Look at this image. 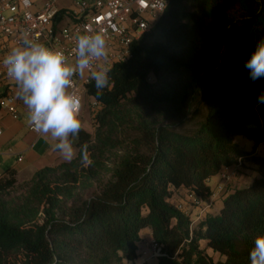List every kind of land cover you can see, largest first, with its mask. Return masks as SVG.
Here are the masks:
<instances>
[{"label":"trees","instance_id":"trees-1","mask_svg":"<svg viewBox=\"0 0 264 264\" xmlns=\"http://www.w3.org/2000/svg\"><path fill=\"white\" fill-rule=\"evenodd\" d=\"M261 40L264 0H169L110 88L88 86L96 132L80 131L77 157L37 171L25 197L0 196V264H140L144 230L168 256L153 264H250L264 236V79L245 64ZM239 160L259 177L219 213L194 223L178 210L183 190L210 201V180ZM16 176L3 174L0 194Z\"/></svg>","mask_w":264,"mask_h":264},{"label":"built area","instance_id":"built-area-1","mask_svg":"<svg viewBox=\"0 0 264 264\" xmlns=\"http://www.w3.org/2000/svg\"><path fill=\"white\" fill-rule=\"evenodd\" d=\"M36 1L0 0V61L13 48L21 46L25 33L50 48L63 50L74 59L76 36L103 30L107 34L109 47L106 63L112 70L116 64L127 62L133 57L134 45L152 31L169 5V0H71L69 6H64L60 0H45L43 7L37 9ZM92 82L94 80L87 75L73 78L72 89L81 98L80 118L99 107L98 102L88 94V86ZM17 87L0 66V110L13 119L19 118L22 101L17 96ZM29 130L36 136H42L32 126H29ZM242 167L243 162L239 160L235 166L221 170L217 192L210 201H204L194 192L184 190L177 202L178 210L192 216L193 209L199 211L197 219L193 218L194 223L199 221L210 213L216 197L227 195V185L236 178ZM139 254L141 263L168 257L154 241H150L148 249Z\"/></svg>","mask_w":264,"mask_h":264},{"label":"clouds","instance_id":"clouds-1","mask_svg":"<svg viewBox=\"0 0 264 264\" xmlns=\"http://www.w3.org/2000/svg\"><path fill=\"white\" fill-rule=\"evenodd\" d=\"M73 53L74 59L25 33L21 46L0 61L7 76L18 86L17 96L27 107V123L49 140L52 149L66 161L75 158L73 138L83 128L81 98L72 89L73 78L89 76L98 94L110 88L108 37L103 30L77 35ZM100 61L105 63H96ZM245 68L252 81L264 79V40L256 43ZM258 103L264 104V93L258 97ZM81 162L85 167L91 164L87 144L81 148ZM249 258L250 264H264V236L255 239Z\"/></svg>","mask_w":264,"mask_h":264},{"label":"crops","instance_id":"crops-1","mask_svg":"<svg viewBox=\"0 0 264 264\" xmlns=\"http://www.w3.org/2000/svg\"><path fill=\"white\" fill-rule=\"evenodd\" d=\"M43 2L45 0L36 1L37 9L43 7ZM26 116L27 110L23 101H21L19 107L18 119H13L5 111L0 110V179L7 170H15L18 174L22 172H37L45 167L58 165L65 160L58 152L52 149L49 140L43 136H36L29 130L30 125L27 123ZM20 158H22L21 161ZM253 168L257 170V166L254 165ZM248 170L247 168L243 169L227 185L228 192L235 188L244 187L254 180H252V177L256 172L252 173ZM183 192L184 190L176 195V202L181 198ZM213 192L215 193L214 190ZM216 198L214 208L217 214L223 206V198L220 196ZM150 241L151 232L144 230L142 232V241L139 243V252L147 250ZM150 261L154 262V259Z\"/></svg>","mask_w":264,"mask_h":264},{"label":"rangeland","instance_id":"rangeland-1","mask_svg":"<svg viewBox=\"0 0 264 264\" xmlns=\"http://www.w3.org/2000/svg\"><path fill=\"white\" fill-rule=\"evenodd\" d=\"M60 3L62 5H64V6H69L71 4V0H61ZM80 119H81L82 124H83L82 130L85 131L86 133L90 134L91 136H94L95 132H96V124H95V119H94L92 113L85 114ZM194 127H195V122L190 124V125H188V126H186L184 129L185 130H193ZM235 143L241 149H244L246 151H250L252 149V147H253V142L252 141H250V140H248V139H246L244 137H241V136H239V137H237L235 139ZM73 145H74V147L76 149V153H77L76 156H75V158H76L77 155H78V152H79V148L77 146L76 137L73 138ZM62 162H66V160H64ZM55 166H57V165H53L52 167H55ZM253 166H254L253 164L247 162L246 165H245V168L249 169L253 173V172H256V170L253 168ZM35 173L36 172H22V173L18 174V172H17V176H16L17 183L14 186V188L11 189L10 191L6 192V193L0 194V196L6 201H10V200L17 201L18 198H20L22 196L25 197L28 194V192H29V190H30V188L32 186L33 177H34ZM258 177H259V175L256 172L255 174H253L252 180L256 179ZM211 180H210V182H211L210 186L216 193L217 192V187H218V185L220 183V178L218 176H215ZM214 207H215V204L211 208V211H210L211 214H216V210H215ZM192 212H193V216L192 217L197 219L196 217H197L199 211L193 209ZM139 256H141V255L139 254ZM140 258H142V257H140ZM149 261H147L148 264H153V261H150V262ZM139 263L141 264V261Z\"/></svg>","mask_w":264,"mask_h":264}]
</instances>
